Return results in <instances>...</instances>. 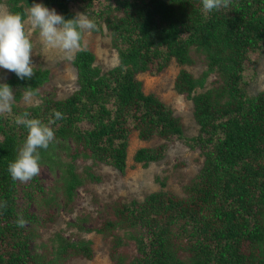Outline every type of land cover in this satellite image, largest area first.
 Returning <instances> with one entry per match:
<instances>
[{
    "label": "trees",
    "instance_id": "trees-1",
    "mask_svg": "<svg viewBox=\"0 0 264 264\" xmlns=\"http://www.w3.org/2000/svg\"><path fill=\"white\" fill-rule=\"evenodd\" d=\"M34 2L4 4L24 20ZM69 2L97 23L99 30L93 33L109 32L118 64L102 71L91 51L79 50L70 60L76 77L72 94L61 100L42 97L30 107L18 104L27 89L37 94L49 72L33 68L34 76L23 80L8 72L3 83L12 88L14 101L12 115L0 117V205L7 203L0 207V264L91 258L90 241L71 242L55 234L48 248L35 241L36 228L18 227V218L28 224L35 218L28 207L18 205L19 197L35 204L41 227L53 222L52 213L67 207L86 181L76 161L104 163L123 174L134 133L141 141H163L136 150L135 164L160 160L172 141L197 151L203 160L183 196L160 189L142 201L112 206L110 216L93 230L111 236L112 263L264 264V90L253 95L246 90L264 51V0H232L227 9L207 14L202 0H41L73 19ZM193 55L205 65L198 76L184 68L196 62ZM172 62L180 67L174 90L192 102L198 127L193 136L184 135L173 110L154 94H145L136 77L158 75ZM54 111L64 119L51 125L55 139L39 151L40 166L57 175L55 184L46 190L37 176L27 183L13 181L8 166L27 136V129L14 123L15 116L28 112L29 118L47 124ZM86 176L99 181L91 173ZM128 241L135 247L129 256L122 252Z\"/></svg>",
    "mask_w": 264,
    "mask_h": 264
},
{
    "label": "rangeland",
    "instance_id": "rangeland-1",
    "mask_svg": "<svg viewBox=\"0 0 264 264\" xmlns=\"http://www.w3.org/2000/svg\"><path fill=\"white\" fill-rule=\"evenodd\" d=\"M0 1V11H7ZM41 4V0H35L34 4ZM29 6V7H31ZM70 10L76 16L82 13L75 2H69ZM25 30L31 32L33 53L31 56L33 68L47 70L49 79L37 88V94L25 100L24 96L18 106L30 107L41 103L42 97L52 96L57 100L65 99L75 90V73L69 59L59 50L47 49L39 37V29H32L27 23V9ZM51 10V9H50ZM58 14V13H57ZM81 50L91 51L95 56L94 65L102 71H107L118 64L116 51L111 47L109 32L103 28L102 33H82ZM75 54V53H74ZM196 62L192 66H184L185 70L198 76L204 70L202 59L193 55ZM74 57V55H73ZM180 67L174 62L158 75L152 76L147 72L137 74V79L142 82V90L145 94H154L163 103L168 105L182 124L184 135L193 136L197 134L198 127L192 116V102L184 95L174 90V79ZM254 78L247 85V92L255 94L264 90V51L257 57L254 63ZM8 70L0 68V83L4 82ZM211 79V77L209 78ZM208 79V80H209ZM162 140L154 138L149 141H141L136 133L129 138L126 169L123 174L119 173L110 165L94 162L92 160L76 161V169L79 175L86 178L84 183L75 190L73 200L65 208L52 213L53 222L46 223L43 227L39 225V215L36 213L35 204L28 202L27 197H19L18 205L21 208L28 207L35 218L26 226L36 228L38 237L36 242L47 243L55 234L73 242L86 240L91 242L92 257L71 256L65 264H113L110 259L112 238L94 232L102 222L110 216V209L118 202H130L132 200L142 201L149 193L162 189L176 196L184 195V187L197 175L203 158L197 151L188 149L179 141L169 143L163 158L151 162L147 166L135 164L132 157L136 150L144 147L154 148L162 144ZM91 173L99 178V181H91L86 176ZM56 173H51L47 167L40 166L37 179L46 189H52L55 184ZM61 197L60 195L57 197ZM62 198V197H61ZM60 202V198L58 199ZM82 220V221H81ZM82 228L79 230L77 224ZM89 229V230H88ZM122 234L123 231H120ZM123 246L124 255H132L135 247L132 241ZM123 255V254H122Z\"/></svg>",
    "mask_w": 264,
    "mask_h": 264
},
{
    "label": "clouds",
    "instance_id": "clouds-1",
    "mask_svg": "<svg viewBox=\"0 0 264 264\" xmlns=\"http://www.w3.org/2000/svg\"><path fill=\"white\" fill-rule=\"evenodd\" d=\"M232 0H202L205 14L214 10L227 9ZM27 23L32 29H39V37L47 49L59 50L67 59H72L75 52L81 50L82 33L97 31L98 25L85 13H78L73 19H65L57 14L55 9H49L43 4H34L27 9ZM31 32L25 30V21L18 13L0 11V68L14 72L20 79H31L34 76L31 56L33 44ZM35 93L27 89L25 100ZM14 93L7 84H0V117L12 115ZM30 114L24 112L15 116L14 123L27 129V136L19 148L17 158L8 166L13 181L27 183L40 173L41 154L39 149H47L54 141L55 135L51 125L56 120L64 119L59 111H54V118L48 123L40 119L29 118ZM0 207H7L4 202ZM27 221L20 217L16 224L25 227Z\"/></svg>",
    "mask_w": 264,
    "mask_h": 264
}]
</instances>
